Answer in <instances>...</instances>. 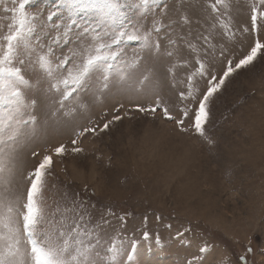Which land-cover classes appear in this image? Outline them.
<instances>
[{"label": "snow or ice", "instance_id": "1", "mask_svg": "<svg viewBox=\"0 0 264 264\" xmlns=\"http://www.w3.org/2000/svg\"><path fill=\"white\" fill-rule=\"evenodd\" d=\"M50 3L45 16L32 0H0V264H121L132 252L122 235L104 232L108 220L93 222L79 194H50L54 157L86 154L85 141L110 134L132 112L151 117L145 136L164 124L213 143L212 101L264 56V0H253L242 28L234 23L235 0ZM150 14L148 27L141 22ZM134 45L140 51L129 58ZM37 76L48 86L42 125L32 96ZM49 129L68 141L39 149V131ZM208 251L201 246L189 264H203ZM253 252L249 241L220 264H250Z\"/></svg>", "mask_w": 264, "mask_h": 264}, {"label": "rangeland", "instance_id": "2", "mask_svg": "<svg viewBox=\"0 0 264 264\" xmlns=\"http://www.w3.org/2000/svg\"><path fill=\"white\" fill-rule=\"evenodd\" d=\"M252 3L235 0L234 23L241 28ZM30 7L46 16L52 5L32 0ZM141 23L150 27L151 14ZM134 50L139 46L129 48V58ZM47 87L42 77L32 80L41 125ZM150 127L151 117L132 112L110 134L85 141L86 154L54 157L50 194H79L93 222L108 220L104 232L122 235L132 252L131 261L121 255V264H189L203 245L209 248L203 264H220L242 254L249 241L250 264H264V56L234 74L212 101L207 135L213 143L164 124L145 136L141 130ZM67 141L66 133L41 130L37 147Z\"/></svg>", "mask_w": 264, "mask_h": 264}]
</instances>
